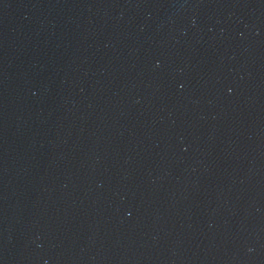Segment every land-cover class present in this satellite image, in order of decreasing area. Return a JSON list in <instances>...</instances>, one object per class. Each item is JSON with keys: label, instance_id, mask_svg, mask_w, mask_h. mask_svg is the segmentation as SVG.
<instances>
[{"label": "water", "instance_id": "water-1", "mask_svg": "<svg viewBox=\"0 0 264 264\" xmlns=\"http://www.w3.org/2000/svg\"><path fill=\"white\" fill-rule=\"evenodd\" d=\"M0 264H264V0H0Z\"/></svg>", "mask_w": 264, "mask_h": 264}]
</instances>
